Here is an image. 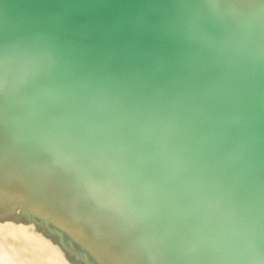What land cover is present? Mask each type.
Returning a JSON list of instances; mask_svg holds the SVG:
<instances>
[{"label": "bare ground", "instance_id": "1", "mask_svg": "<svg viewBox=\"0 0 264 264\" xmlns=\"http://www.w3.org/2000/svg\"><path fill=\"white\" fill-rule=\"evenodd\" d=\"M174 3L144 67L54 31L15 66L0 37V264H264V0Z\"/></svg>", "mask_w": 264, "mask_h": 264}, {"label": "rangeland", "instance_id": "2", "mask_svg": "<svg viewBox=\"0 0 264 264\" xmlns=\"http://www.w3.org/2000/svg\"><path fill=\"white\" fill-rule=\"evenodd\" d=\"M162 1V0H155ZM71 3V5L69 4ZM69 4V5H68ZM134 4V3H133ZM180 4V3H179ZM133 6V13H137L139 11V5L137 6L134 4ZM180 6V5H179ZM213 7V6H212ZM111 8V2L110 0H0V37L4 36V38L12 44H18L23 46H26L24 48H19V55L15 57L14 62H10L14 64L15 66L21 63L23 56L27 54V50L30 48L28 46H31L32 43H38V41H45L46 38H50L53 34V31L49 27L50 22L56 23H62L65 21L64 17L65 14H68L69 12V19L72 21V28L77 29L76 31H85L88 33L87 37H98V34L104 35V31L106 30L111 33L114 27L118 26L120 22L126 23V13L123 11V9L118 8ZM11 9V10H10ZM69 12H68V11ZM107 10L109 11L107 13ZM236 10L238 11V14L240 16L252 13L250 10H252V7L250 5H239ZM68 12V13H67ZM107 13V14H106ZM255 13V12H253ZM252 13V14H253ZM152 14V13H151ZM153 16V14L151 15ZM15 17V18H14ZM97 17V19H96ZM187 17V16H186ZM99 18V20H98ZM185 18V17H184ZM19 19V20H18ZM56 19H59L56 20ZM186 19V18H185ZM8 21H14L10 23ZM18 21V22H17ZM36 21V22H35ZM22 23V25L20 23ZM23 23L26 25H23ZM6 24V25H5ZM14 25L16 26V32L15 35L8 36L7 30L8 26ZM36 25V26H35ZM46 29H42L46 27ZM153 26V24H150V28ZM204 25H196L194 26L195 30H199ZM228 26V25H227ZM6 27V28H5ZM23 27V29H21ZM50 28V30H48ZM80 28V29H79ZM122 28V26H120ZM92 31L91 34L89 30ZM48 30V31H46ZM150 30V29H149ZM50 31L51 34L48 32ZM2 32V33H1ZM208 32V33H207ZM204 31V34L206 37L204 38H210L213 34V30ZM4 33V34H3ZM45 33V34H44ZM26 34V35H25ZM7 35V36H6ZM49 35L48 37H46ZM264 36V32H263ZM9 37V38H8ZM17 37V38H16ZM13 39V40H12ZM18 43H17V42ZM21 41V42H20ZM23 44V45H22ZM27 44V45H26ZM35 45H32L33 49L38 48ZM172 46V45H170ZM28 48V49H27ZM27 49L26 51H24ZM31 50V49H30ZM186 52V56L183 58L184 61L188 60L190 54L187 48H184V53ZM183 53V54H184ZM182 54V55H183ZM224 62V60L222 59ZM125 64L129 67L131 65H138L143 66L144 64L141 61H124ZM18 69V68H17ZM177 71V70H175ZM27 79V87L29 91L34 86V82L32 79L24 75ZM245 78V73H239V82L237 83L236 89L234 93H237L238 91L243 89V79ZM174 110H179L178 108H174ZM186 111L185 109L182 110ZM213 114V113H212ZM231 126H233V129L235 131H244L245 129L243 127H240L236 123H232ZM186 130V129H183ZM247 135L250 139H255L256 141H260V138H254V134L251 130H247ZM262 142V141H260ZM139 155L144 156V153H140ZM188 167V166H187ZM181 171L185 172V178L192 179L195 176H197L196 169L186 170V165L180 166ZM184 168V169H182ZM212 183L207 180V177L203 175V179H201L200 186L205 189L206 191H209L213 194H215V191H219V188H215V191L210 190L209 188H212ZM224 206L231 209V205L224 199L223 202ZM255 205V204H254ZM255 207H258L257 205ZM236 216V217H235ZM246 215H243L242 213L238 212L237 215L234 214V220L238 221L240 219H244Z\"/></svg>", "mask_w": 264, "mask_h": 264}, {"label": "water", "instance_id": "3", "mask_svg": "<svg viewBox=\"0 0 264 264\" xmlns=\"http://www.w3.org/2000/svg\"><path fill=\"white\" fill-rule=\"evenodd\" d=\"M110 2H111L110 9L112 8L123 9V11L126 13V23L120 22L118 26L112 29L113 31L111 33H109V31L106 32L105 30L104 35L98 34L99 35L98 37H90V36L87 37L88 33H86L85 31L80 30L77 32L76 31L77 29L72 28V24H71L72 21L69 19L70 12L68 10L67 11L69 13L67 12L68 14H65L64 22L62 23L50 22L49 27L54 30L55 34L58 33L66 37L69 36L68 34H70V36L76 40L82 38L83 41L89 43L91 46L104 52L107 51L114 55L116 54L120 57V59H126L129 61L132 60L140 61L141 59L144 60L145 57L143 54H145L146 51L149 52L148 57H151V54L153 52H157L158 57L165 58L164 55L166 54L167 50L171 49L170 45L174 44L173 36L175 33V31L173 30L174 27L173 23H171L172 21L171 12L170 9L164 4L165 0L157 1V2H155V0H110ZM178 2H180V0H175L174 5H177ZM133 3L136 6L137 4L139 5V11L137 13H133V9H132L133 8L132 5H134ZM108 12L109 11L107 10V13ZM151 13L153 14V16H151L152 15ZM211 22H212L211 15L210 16L207 15V17H205L204 23L203 22L195 23L193 26L196 25L211 26L212 25ZM150 24H153L151 28H150ZM224 25L226 27L227 24ZM120 26H122V28H120ZM218 26L222 27V24ZM7 29H8L7 35L12 36L15 35L17 28L14 25L11 26L9 25ZM254 30L256 31L257 28L256 29L253 28L251 31ZM60 31L66 32L67 34L64 35V33H61ZM92 31L94 32L93 29L89 30L90 33ZM204 37L206 36L205 35L202 36V38L205 40L212 39V38L206 39ZM58 39H59L58 42L63 43L67 41L66 39H68V37L63 38L61 36ZM178 39H179L178 42L182 41L180 40L181 38ZM182 43L184 42H181V44ZM202 49H203L202 53H204L206 48L205 49L202 48ZM162 54L164 57L162 56Z\"/></svg>", "mask_w": 264, "mask_h": 264}]
</instances>
